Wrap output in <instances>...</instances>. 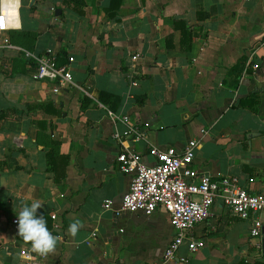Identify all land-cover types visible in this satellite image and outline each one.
<instances>
[{
  "label": "crops",
  "instance_id": "crops-1",
  "mask_svg": "<svg viewBox=\"0 0 264 264\" xmlns=\"http://www.w3.org/2000/svg\"><path fill=\"white\" fill-rule=\"evenodd\" d=\"M14 1L0 47V264H28L11 219L36 202L60 238L37 264L158 261L173 228L162 208L119 209L120 150L195 138L196 169L264 192V0H120L112 15L109 0ZM42 54L71 55L72 83L33 78ZM249 226L215 197L190 231L203 246L181 244L186 260L168 264H264Z\"/></svg>",
  "mask_w": 264,
  "mask_h": 264
},
{
  "label": "built area",
  "instance_id": "built-area-1",
  "mask_svg": "<svg viewBox=\"0 0 264 264\" xmlns=\"http://www.w3.org/2000/svg\"><path fill=\"white\" fill-rule=\"evenodd\" d=\"M15 15V1L0 0V47L9 44L8 37L2 33ZM261 44L264 47V29ZM35 59L31 76L51 82L52 92L72 83L71 55L64 56L62 61L57 60L55 54H42ZM107 113L112 118L125 119L124 115L119 117L111 110H107ZM128 131L134 139L140 136L133 128ZM196 145L197 140L189 138L179 149L172 145H150L146 156L128 149L116 154L119 169L129 174L127 188L120 196L119 209H139L148 214L154 209L162 208L167 212L169 224L173 228V234L164 246L160 259L153 264H168L174 258L185 261L186 255L176 254L181 244L188 253L203 246V238L192 235L190 231L197 222L208 216L215 197L231 212L250 218L251 236H259L264 224V192L249 191L239 185L234 177L215 178L206 171L196 169L192 165ZM147 156L149 160L146 159ZM16 220L11 219L14 228H17ZM256 245H259L258 241ZM27 256L28 264H37L38 259L43 257L32 248Z\"/></svg>",
  "mask_w": 264,
  "mask_h": 264
},
{
  "label": "clouds",
  "instance_id": "clouds-1",
  "mask_svg": "<svg viewBox=\"0 0 264 264\" xmlns=\"http://www.w3.org/2000/svg\"><path fill=\"white\" fill-rule=\"evenodd\" d=\"M42 205L39 202L31 205L24 204L17 215L18 235L25 243L31 245L32 250L40 256H47L53 253L59 241L58 236H54L47 226V221L43 215H37V210ZM82 224L79 220L69 225V233L75 237Z\"/></svg>",
  "mask_w": 264,
  "mask_h": 264
},
{
  "label": "trees",
  "instance_id": "trees-1",
  "mask_svg": "<svg viewBox=\"0 0 264 264\" xmlns=\"http://www.w3.org/2000/svg\"><path fill=\"white\" fill-rule=\"evenodd\" d=\"M120 0H109L108 7H107V13L109 15H112L114 13V10L118 6ZM57 55V54H55ZM64 58V57H63ZM101 101H103V98L100 96ZM3 115V112H0V116Z\"/></svg>",
  "mask_w": 264,
  "mask_h": 264
},
{
  "label": "water",
  "instance_id": "water-1",
  "mask_svg": "<svg viewBox=\"0 0 264 264\" xmlns=\"http://www.w3.org/2000/svg\"><path fill=\"white\" fill-rule=\"evenodd\" d=\"M260 242H261V247L264 250V224H262L261 228H260Z\"/></svg>",
  "mask_w": 264,
  "mask_h": 264
},
{
  "label": "bare ground",
  "instance_id": "bare-ground-1",
  "mask_svg": "<svg viewBox=\"0 0 264 264\" xmlns=\"http://www.w3.org/2000/svg\"><path fill=\"white\" fill-rule=\"evenodd\" d=\"M11 11V10H10ZM13 12H15L14 10H12ZM12 22V21H11Z\"/></svg>",
  "mask_w": 264,
  "mask_h": 264
}]
</instances>
